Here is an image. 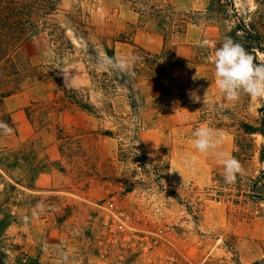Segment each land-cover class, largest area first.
<instances>
[{"label": "rangeland", "instance_id": "374dc122", "mask_svg": "<svg viewBox=\"0 0 264 264\" xmlns=\"http://www.w3.org/2000/svg\"><path fill=\"white\" fill-rule=\"evenodd\" d=\"M215 1L63 0L54 19L66 44L42 32L22 46L39 78L0 103V121L16 126L0 137V264H264L263 139L237 144L264 99L228 101L208 60L225 38L244 46L233 28L264 0ZM106 49L127 70L101 67ZM200 126L225 135L217 151L243 168L234 183L215 155L194 149ZM112 198L145 228L181 220V240L147 255L137 238L102 243Z\"/></svg>", "mask_w": 264, "mask_h": 264}, {"label": "trees", "instance_id": "16d2710c", "mask_svg": "<svg viewBox=\"0 0 264 264\" xmlns=\"http://www.w3.org/2000/svg\"><path fill=\"white\" fill-rule=\"evenodd\" d=\"M63 0H0V103L16 92L21 90L26 77L39 78V75H29L30 63L20 56L22 46L36 34L47 32L52 43L60 50L66 44V31L54 19L59 11ZM215 1V0H214ZM230 1L233 0H225ZM212 4V9L215 7ZM230 3V4H231ZM220 7H227L228 4H221ZM231 6H234L233 3ZM236 16H238L235 11ZM231 36L235 39H242L244 49L254 56L255 63H261L258 54L264 55V9L260 7L252 12L249 22L244 18L236 23ZM67 44L73 48L72 41L67 39ZM110 57H116L114 50L106 49ZM131 90V89H130ZM13 131L16 126L9 115L6 122ZM244 137L238 141V147L244 149L246 144L252 143L256 146L253 136H261L263 142L257 149L259 159L264 163V105L260 108V118L253 125L243 123ZM4 136V135H0ZM252 137V138H251ZM251 138V139H248ZM264 175V170L261 172Z\"/></svg>", "mask_w": 264, "mask_h": 264}, {"label": "clouds", "instance_id": "9594fccd", "mask_svg": "<svg viewBox=\"0 0 264 264\" xmlns=\"http://www.w3.org/2000/svg\"><path fill=\"white\" fill-rule=\"evenodd\" d=\"M206 45L205 41L201 46ZM254 59L251 53L231 38H225L223 43L208 57L214 65L215 85L228 101H237L241 95H248L253 99H264V62L255 63ZM108 65L119 71H125L128 68L126 58L107 57L106 53H101L100 66ZM206 96L207 91L204 94L203 103L206 101ZM190 98L196 103L201 101L198 95H192ZM12 133L13 129L7 123L0 121V135H11ZM193 137L194 149L205 156L215 155L223 167L225 183H234L237 174H242L243 168L234 156L217 151L226 140L225 135L207 126H200L194 130ZM197 159L198 157L193 155L190 160L185 161L186 166L195 164Z\"/></svg>", "mask_w": 264, "mask_h": 264}, {"label": "built area", "instance_id": "2783aa9c", "mask_svg": "<svg viewBox=\"0 0 264 264\" xmlns=\"http://www.w3.org/2000/svg\"><path fill=\"white\" fill-rule=\"evenodd\" d=\"M103 217L101 219L102 243H107L109 247L113 245H126L133 239L140 240L143 255L150 254L160 245L174 247L178 240H181L184 222L179 219L165 218V220L155 226H139L145 220L141 216L128 212L115 198L105 202L101 206ZM175 217V214L172 213ZM143 235V236H142ZM144 260H142V263ZM146 264H155L149 260Z\"/></svg>", "mask_w": 264, "mask_h": 264}, {"label": "crops", "instance_id": "0c3cea01", "mask_svg": "<svg viewBox=\"0 0 264 264\" xmlns=\"http://www.w3.org/2000/svg\"><path fill=\"white\" fill-rule=\"evenodd\" d=\"M16 264H33V263H32V261H24V260H21V261H19Z\"/></svg>", "mask_w": 264, "mask_h": 264}]
</instances>
